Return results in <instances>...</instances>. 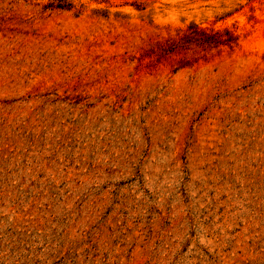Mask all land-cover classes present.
<instances>
[{
	"label": "rangeland",
	"instance_id": "374dc122",
	"mask_svg": "<svg viewBox=\"0 0 264 264\" xmlns=\"http://www.w3.org/2000/svg\"><path fill=\"white\" fill-rule=\"evenodd\" d=\"M0 264H264V0H0Z\"/></svg>",
	"mask_w": 264,
	"mask_h": 264
}]
</instances>
